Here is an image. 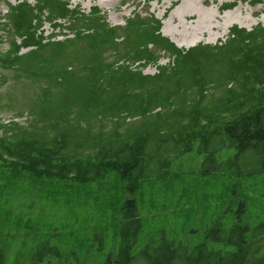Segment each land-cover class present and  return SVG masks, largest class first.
Masks as SVG:
<instances>
[{"label":"trees","instance_id":"trees-1","mask_svg":"<svg viewBox=\"0 0 264 264\" xmlns=\"http://www.w3.org/2000/svg\"><path fill=\"white\" fill-rule=\"evenodd\" d=\"M7 1L2 30L8 27L21 41L13 38L0 51V68L40 90L28 126L0 124L5 190L28 178L47 194L52 185L67 194L73 180L99 186L114 177L122 189L118 210L138 218L133 195L141 182L151 176L162 181L172 163L181 174L183 158L193 155V165H186H197L191 173L206 186L200 212L206 215L210 198L218 204L202 235L189 228L171 243L165 264H247L254 258L264 246V224L251 228L241 216L250 199L244 182L264 174V26L233 27L223 44L183 51L160 35L152 15L144 21L133 13L124 26L110 27L97 9L84 15L61 0H34V6ZM238 2L264 7L263 0H236L221 10ZM44 20L53 28H61L56 20H69L74 42H46L39 31ZM22 48L30 50L20 55ZM160 52L171 60L154 76L118 64L155 65ZM107 53L118 59L108 62ZM213 187L220 193L209 191ZM232 198L239 203L228 214ZM4 258L0 243V264ZM104 264L118 263L108 257Z\"/></svg>","mask_w":264,"mask_h":264},{"label":"rangeland","instance_id":"rangeland-1","mask_svg":"<svg viewBox=\"0 0 264 264\" xmlns=\"http://www.w3.org/2000/svg\"><path fill=\"white\" fill-rule=\"evenodd\" d=\"M19 1H26L30 6L35 4L34 0ZM61 1L67 2L70 9H77L84 15L97 9L110 27L124 26L125 20L133 13H137L144 21L152 15L161 23L160 35L170 43L172 42L163 35V31L166 28L177 29L180 36L176 40L186 48L172 44L183 51L199 44H223L233 27L251 31L257 26H264L262 5L251 6L238 2L229 10H221L224 5L233 4L236 0H206L204 4L200 0ZM7 2L16 4L13 0ZM182 7L208 13L210 18L201 14L199 25L196 26L180 18L171 22L170 16ZM7 12L6 3L0 0V23H7L4 19ZM229 13H234L235 20L222 32V27L218 26ZM46 16L45 12L44 17ZM56 22L61 28H53L46 20L42 23L39 31L45 41H73L75 32L66 29L69 20ZM2 27L0 24V51L4 53L9 49L13 38L18 44L21 40L13 37L8 27L5 30ZM192 29L195 35L192 34ZM80 32L84 30L81 29ZM76 45L77 43L68 44L70 47ZM29 50L22 48L19 54L24 55ZM119 51L123 54L122 49ZM105 58L112 62L118 56L107 53ZM170 60L167 53L160 52L155 65L140 68V65L130 64L128 61H119L118 64L124 63L131 71L140 70L143 75L154 76L158 73L157 66L167 67ZM14 74L12 70L0 68V124L8 125L13 122L26 127L32 119L31 107L40 88L22 78L14 79ZM211 92L213 91L210 90L208 94ZM193 158L196 157L187 155L183 158V170H180L179 175L172 163L169 173L162 181L151 176L141 182L133 195L137 202L138 218L123 217V212L118 210L122 189L114 177L108 179L109 183L99 186L73 180L67 194L60 193L61 189L52 184L53 188L47 194L42 189L31 187L28 178H25L24 183L15 182L16 188L8 191L5 190L8 184H4L0 177V243L4 248V264H104L108 257L118 264L125 262L127 257H131L129 264H147L152 259L165 264L170 256L171 243L182 239L180 235L189 228L202 235L204 229L210 226L209 221L213 217L211 214H214L215 205L218 204V200L210 198L206 215L200 212L206 186L203 177L198 173H191L196 172L197 165L190 169L187 166L193 165ZM175 174L178 176L175 177ZM244 187V193H249L250 199L245 204L248 208L241 217L245 216L242 220L246 219L251 228H254L264 224V174L255 183L251 178L248 179L244 182ZM209 189L213 193L217 191L215 195L220 193L218 187ZM109 196L113 197L110 199ZM231 200L232 211L228 214H232L239 203V199ZM254 255V258H246L247 264H264V246Z\"/></svg>","mask_w":264,"mask_h":264},{"label":"bare ground","instance_id":"bare-ground-1","mask_svg":"<svg viewBox=\"0 0 264 264\" xmlns=\"http://www.w3.org/2000/svg\"><path fill=\"white\" fill-rule=\"evenodd\" d=\"M173 1H176V0H173ZM205 1L206 0H200V3L201 4H204ZM201 14H205L208 17L210 16V14L197 11L196 9L193 10V9H186V8L182 7L180 10H178L176 13H173L170 16V21L171 22H174L176 18H180L181 20L187 21L190 24H194L196 26V25H199L200 15ZM233 14L234 13L227 14L224 17V22L220 26H218V27H222V29H221V30H223L222 32H225L226 31V27H227L228 24L234 22L235 17L233 16ZM194 32H196V31H194ZM198 33L199 34H203L204 32H198ZM192 34L195 35V33H193V29H192ZM163 35L165 37H167L172 43H174L177 47L182 48V49L183 48H186V46H184L183 44H181V42H179L178 40H176V37L180 36V34H179V32H177V29L176 28H166L163 31Z\"/></svg>","mask_w":264,"mask_h":264},{"label":"clouds","instance_id":"clouds-1","mask_svg":"<svg viewBox=\"0 0 264 264\" xmlns=\"http://www.w3.org/2000/svg\"><path fill=\"white\" fill-rule=\"evenodd\" d=\"M2 124V123H1Z\"/></svg>","mask_w":264,"mask_h":264}]
</instances>
